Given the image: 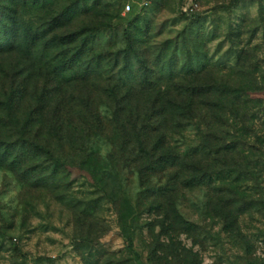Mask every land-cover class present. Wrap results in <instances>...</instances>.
Listing matches in <instances>:
<instances>
[{
	"label": "rangeland",
	"instance_id": "rangeland-1",
	"mask_svg": "<svg viewBox=\"0 0 264 264\" xmlns=\"http://www.w3.org/2000/svg\"><path fill=\"white\" fill-rule=\"evenodd\" d=\"M2 19L18 46L0 92H19L20 119L45 94L27 139L64 167L0 164V264H264V0H0ZM85 27L98 72L57 77L76 47L58 37ZM141 140L186 164L153 170Z\"/></svg>",
	"mask_w": 264,
	"mask_h": 264
},
{
	"label": "trees",
	"instance_id": "trees-1",
	"mask_svg": "<svg viewBox=\"0 0 264 264\" xmlns=\"http://www.w3.org/2000/svg\"><path fill=\"white\" fill-rule=\"evenodd\" d=\"M99 30L100 27H85L67 36L58 37L60 45L71 46L72 44L76 43V47L72 49L69 48V50H64L60 53V60L54 66L53 71L57 77L66 78V74L71 73L75 75H81L82 77L86 78L98 72L100 68V59L89 58L88 49L90 38ZM10 34L11 31L8 27H6L5 20H0V53L10 52L13 50V46L17 45L15 41L8 43L10 41ZM126 34L128 41V53L126 54V58L129 59L131 52L137 54V47L132 41V33ZM33 42L34 40L32 43ZM192 90L193 91L191 92L190 97L201 94L200 88ZM19 98L20 94L17 90H5L0 92V133H5L7 136L10 135L12 138H14L13 142L6 143L0 137V164L4 162L12 170H18L22 165L20 159L22 158L23 153L26 151H34L45 155L48 161L51 163V167L53 168L54 172H58L62 169V167H64L61 160L57 159L47 146H41L27 139L31 132V127L43 119L46 101L45 94L43 92L35 94V98L37 99L36 107L31 110L24 119H20L16 113V104ZM168 104H170L169 109L173 111L174 118H176L175 115L184 117L187 114L186 110L189 109L188 106H185L184 101L178 103L175 100L172 101L169 99ZM151 120L152 118L150 116V112H148V114L143 117V125L140 131L135 130L136 127L133 128L135 133L138 132L140 136H143L141 134L145 135V133L150 130L148 127L152 122ZM59 129L60 127L58 128V124L55 125V129L54 127L52 128V130L55 131H58ZM160 142L155 143L153 146H149L145 140L139 141L141 148L140 158L149 161L150 167L153 170H159L165 168L166 166L183 167L186 164L183 155L172 151V149L164 148ZM204 183L205 181L203 177H198L185 182V185L201 186L204 185ZM181 223L187 224L182 219ZM124 236L130 243L131 247L133 245L132 238L128 234H125Z\"/></svg>",
	"mask_w": 264,
	"mask_h": 264
},
{
	"label": "built area",
	"instance_id": "built-area-1",
	"mask_svg": "<svg viewBox=\"0 0 264 264\" xmlns=\"http://www.w3.org/2000/svg\"><path fill=\"white\" fill-rule=\"evenodd\" d=\"M132 10V7L130 5L126 6V12H130Z\"/></svg>",
	"mask_w": 264,
	"mask_h": 264
}]
</instances>
